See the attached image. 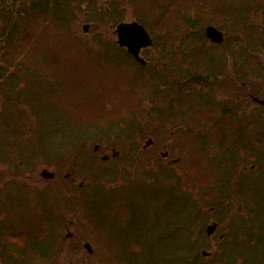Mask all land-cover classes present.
<instances>
[{
  "label": "rangeland",
  "instance_id": "374dc122",
  "mask_svg": "<svg viewBox=\"0 0 264 264\" xmlns=\"http://www.w3.org/2000/svg\"><path fill=\"white\" fill-rule=\"evenodd\" d=\"M97 5L100 7L97 6L93 9L94 16L95 12L103 11L101 12L105 14L103 19L100 14L98 18L91 17L86 12V7L76 5L75 9L74 5H69L68 2L59 9L48 4L45 9L41 7L33 16L20 19L24 32L30 31L31 23L36 25V32L32 38L34 43L38 44L35 45V57L31 54L19 55V51L15 50V46L16 48L17 46L26 48L22 37L12 43V41L2 38V31H0V49H8L5 52L0 51V63L11 60L7 62L10 64L14 59V64L20 65L21 68L18 67L10 72L15 71L23 78L27 72L33 73L34 83L31 87L34 91L29 90L30 97L27 99H31V93L35 96L39 94L37 102L22 100L12 103L16 111L21 108L19 113H22L23 116L20 118L2 116V106L5 103H2L0 95V121L2 120L0 122V205L5 199L1 195V188L5 180L9 178L11 185L14 186V192H21L29 203V207L23 209L26 214L21 211L13 213L5 210L3 212L0 207V222L4 221L3 225L0 223V264L4 262L6 264H149L153 254L156 256L154 258L158 264H173L172 260L164 262L165 249L157 250L160 246L157 236L149 237V235H162L163 230L166 232L170 228L173 231L175 228L184 229L190 231L189 240L191 243L194 242L193 237L191 238V231L198 230L200 232L208 220L207 214L200 205L205 194L203 191L202 193L197 192L202 186L190 185V188L188 187V181L194 177L192 173L188 172L189 160L184 164L185 168L181 166L178 169L169 168V170L163 171L166 176L171 175L176 180L175 172L180 174L179 183L172 191L168 189V187L171 188V185L167 187L162 184L161 186V183L156 181L157 177L160 180L166 177H163V172L156 171V165L151 163L152 158L148 154L147 159L143 161V157L129 155V153L132 154V151L128 149L123 156L128 165L123 162L121 157L110 160L103 158L105 154L112 156L111 147L121 142L131 145L129 146L131 148L133 145L139 144V148L143 149L146 140L150 137L148 133L151 131L158 133L162 131L164 138H169V140L170 138L172 140L173 132L182 134L181 128L177 127V124L165 127L156 121L162 116V112L166 113V110L154 109V111L152 109L150 110L151 114H147L139 106L141 100H143V107L146 99H148L147 104L149 98H151V102L154 101L155 97L152 94L159 91L160 85H162L158 86L157 79L163 78L162 76L166 75L165 72L168 68L165 64L161 66L156 63L159 68L144 69L138 67L130 58L129 61L124 50L119 49L116 45V25L121 21L120 19H124V21L136 20V15L138 19L144 21L143 23L148 28H153L152 25L158 16V11L166 10L170 18L168 24L179 27V34L182 37L190 33L184 29L181 30L180 27L187 28L188 19L191 16L210 15V12L214 10L217 12L212 23L223 24L222 29L228 32V37L233 38V45H235L239 31H243L245 37L248 35L246 33L248 29L245 27L247 24L249 30H253L249 25L255 28L253 32L251 31L253 37L260 36L259 28L261 27L257 21L264 24V0H116L115 2L114 0H99ZM109 7H112V12L120 17L119 20L113 16V13L104 12V9H110ZM223 10L230 12L228 16H231L232 20L231 18H226L227 22L224 19L221 20L222 16L226 14ZM178 11L179 15H182L179 20L178 17L175 18ZM42 14L47 20L40 18ZM61 17H64L65 20ZM242 18L247 24L244 25ZM158 20L162 21L163 19L158 18ZM86 26L88 27L87 32L84 30ZM151 31L154 37H159L158 33L152 29ZM208 44L210 45L209 42L206 45ZM184 46L188 47L194 55L205 47V45L197 44H185ZM42 47H44V51H41ZM47 48L51 49L50 56H47L49 53L46 56L42 54ZM182 48L180 43H176L174 50L181 52ZM240 49L234 46L232 51L241 55ZM37 50H39L38 53ZM225 50L228 51L226 48ZM177 56H179L178 53H175L171 59ZM223 56L224 51L220 53V57ZM43 58L47 59L43 60ZM256 58V56L245 57L244 63L249 66L251 60H256ZM202 60H204V56L201 58L200 55L194 61ZM233 62L232 58L228 59V67H232ZM251 66L255 69L250 68L249 75H245L248 72L242 68V64L237 65L234 69L240 74L237 80L239 84H243L244 94L260 89L255 88L252 82L259 84L264 90V79L257 78L261 72L254 65ZM249 76L254 77L255 81L251 80ZM134 79L140 83L134 85V88L131 87L133 97L131 100V97L126 96V93L129 90L128 84ZM222 83L225 84L224 81ZM226 84V90L232 93L229 88L231 87L230 77L227 78ZM149 87L154 88L152 89L153 93H146ZM24 88L28 87L24 86ZM221 92L225 93L227 99V93L223 90ZM95 96L101 99V104L94 101ZM88 97H92V99L90 100ZM35 107H40L41 116L48 114L53 116H49L42 123L32 114ZM114 107L121 113L118 118L119 127L114 125V128H119L117 131L110 130V118L104 113L113 111ZM101 111L104 114L98 115ZM184 117L188 118V116ZM208 119L209 115L201 114L202 124ZM6 121L17 122V125L14 124V126L16 125L22 131L38 123L48 134L57 126L61 133L55 134H63V138L68 139L67 143L61 142V146L63 145L65 150L70 146L69 142L74 136L71 131L64 129L65 124L70 130L71 123L75 124L77 130L80 129V126L86 129L92 127L86 136H93L91 140L83 144L85 146L82 148L80 146L81 149L76 154L68 151L65 155L67 161L64 164L63 159L52 156L36 157L40 153L41 143L35 145L25 135L15 134L13 140L9 142L8 138L11 135L7 134L4 129ZM136 124L139 128L134 130ZM148 126L153 127L149 128ZM161 126L164 127L161 128ZM143 135L148 136L145 138V136L142 137ZM151 135L156 138L155 136L159 134ZM56 137L57 139L61 138L59 135ZM140 139L142 141H139ZM96 145H101L98 152L94 151ZM119 147L121 148V146ZM165 151L167 150L162 152ZM148 152L146 151V153ZM190 158L194 160L195 164H199L202 170H210L212 174L215 172L205 153L196 151L195 155ZM23 164L30 166L26 173H21L18 170ZM44 169L56 171L60 179L55 182L45 179L41 175ZM69 173L68 178L71 176L83 185L86 183L85 188L72 191L68 186L67 193L62 192V187L69 185L68 178H65ZM22 174L26 175L21 177ZM29 181L32 182V185L28 184ZM105 181L115 182L104 184ZM170 181L174 183L172 179ZM170 181L166 182L170 184ZM168 192L174 194H168ZM91 193L98 198L109 199L118 197L120 194L121 199L129 195L135 202L132 213H138V209L142 207L148 220L159 221L157 225L148 222L147 225L151 230L149 228L142 230L144 243L142 248L139 247L141 252H138L139 249L130 247L126 241L127 243L120 244V246H124V250L111 251L110 261H105V248L102 247L105 242L104 235H98V233L103 234L104 225L107 223L100 224V219L94 218L95 203L93 200L84 206L79 205L83 198ZM61 198L64 200L61 201ZM162 198L168 199L162 200ZM185 200L188 201L187 205H185ZM112 203V200L109 201V205ZM182 209L185 211L182 212ZM192 216H195L196 220H191ZM114 218H116L115 214ZM13 228L17 232L12 233ZM28 228L29 231H27ZM126 228L129 230L128 227ZM145 237L153 242V249L156 251L153 252L150 249ZM50 242L55 243V248H53L55 251H49L45 258L33 257L32 250L27 248V245L49 246ZM85 242L92 244L94 255L89 256L84 247ZM194 243L199 244L201 250L204 249L201 238L198 237L197 242ZM178 246L177 243L173 244V248ZM165 248L169 249L168 243ZM166 252L168 251L166 250ZM212 252L213 255L210 257L200 255L199 257L203 261H210L215 256L214 251ZM18 253L24 258L20 257ZM233 257H237V254H234ZM192 262L193 260L188 256L185 264Z\"/></svg>",
  "mask_w": 264,
  "mask_h": 264
},
{
  "label": "flooded vegetation",
  "instance_id": "af4514ba",
  "mask_svg": "<svg viewBox=\"0 0 264 264\" xmlns=\"http://www.w3.org/2000/svg\"><path fill=\"white\" fill-rule=\"evenodd\" d=\"M48 4L59 9L66 5V0H7L6 3L0 0V13L7 15L13 11L15 19L12 27L16 28L18 35L23 29V24H19V20L26 19V16H33L36 11L41 7L45 9ZM83 6L82 4L81 7ZM87 7L92 8L90 2L87 3ZM9 32L10 30L8 34ZM2 38L6 39V36ZM154 43L153 46L141 51V55L146 60L145 63L135 60L141 66L152 65V59L156 60L154 63L156 67H158L156 63L166 66L165 62L169 58L164 56L162 46L157 43V40ZM221 48L225 50L228 46L222 44ZM240 56L238 54V57ZM227 57H232V55L224 52V56L220 58L224 63L218 60L215 62L217 76L213 79L206 78L207 74L197 73L196 70L190 72L189 83L185 86L187 90L179 93V95L183 94L184 100L180 101L176 94L173 100L167 102L161 94L158 103H163L164 107L168 104V108L163 109L166 113L162 112V116L157 121L165 127L177 124L182 134L176 135L174 132L172 140L171 138L169 140V138H164L160 131L157 132L159 135L155 136V141L151 135L153 132H151L149 138L152 137L153 141L149 148H146L145 144L143 148L149 151L147 154L152 158L151 163L155 164L156 169L161 172L169 168L178 169L189 160L190 171L194 176L193 182L204 185L207 193L204 201L206 205H210L206 208L208 220L200 232L198 230L193 232V239L196 241L197 237L202 238L205 245L202 249L203 257H210L213 255L212 251L215 256L210 261L193 260L191 264H264V149H254V146L259 144L254 141L258 136H254L251 132L259 115L264 117V105L255 106L261 103L253 99L255 95L251 91L244 94V86L237 80L240 74L234 70L241 63L232 57L233 67H227ZM172 64L180 65L179 61L172 62ZM165 73L166 75L162 77L166 81H172L169 69ZM228 77H230L231 87L229 88L232 93L226 90ZM201 79L203 81L207 79L210 82L208 88H198L197 84ZM164 89L165 85L159 91L164 92ZM221 90L227 93V99ZM197 92H204L205 97H199ZM196 93L200 99L198 104L195 100ZM258 96L263 97L264 95L262 93ZM202 104L204 107H198ZM179 106H188V118L183 117L184 115L176 110L177 107L180 109ZM201 114L209 115V119L204 124L201 122ZM129 146L131 145L121 142L111 147L114 159L123 156ZM164 150L167 151L162 152ZM196 151L207 155L208 161L215 169L213 174L210 170L202 169L199 173L204 177L197 174L194 160L190 158L195 155ZM116 152H119V155H116ZM226 160H230L231 163L225 164ZM175 175L178 179L180 174L175 172ZM164 176L166 178L162 179V184L166 179L168 182L171 179L176 180L171 175L166 176L163 172ZM259 211L262 213L260 214ZM140 220L142 223H139L138 228L131 227L128 230L127 226L139 221L135 215L129 216L114 231L119 236L122 234L138 236L137 233L141 232V225L146 224L143 216ZM209 225L216 226L212 233L207 231ZM234 254H237V257H233Z\"/></svg>",
  "mask_w": 264,
  "mask_h": 264
},
{
  "label": "trees",
  "instance_id": "16d2710c",
  "mask_svg": "<svg viewBox=\"0 0 264 264\" xmlns=\"http://www.w3.org/2000/svg\"><path fill=\"white\" fill-rule=\"evenodd\" d=\"M6 1L7 0H4L5 3H6ZM66 1L68 2L69 5L73 4V2H74V4L83 3L82 0H66ZM96 1L97 0H91V2H93V3ZM223 11L226 14L222 16L221 20L224 19L226 21V18L227 19L231 18V20H232V17L228 16L230 14V12H228L227 10H223ZM101 12H103V11H101ZM101 12H95V17L98 18L99 14H100L101 19H103L104 18L103 15H105V14H103ZM104 12L106 13V11H104ZM174 12H176V11H174ZM216 12L217 11L212 10L210 12V15L201 14L198 17L191 16V18L188 19V23H187L188 27L187 28L180 27L181 30L184 29L190 33H187L186 35H183L181 37L179 34V27H175L173 24H168V21L170 18L168 17L169 15L166 13V10H164V11L161 10L160 12L158 11V16L152 25L153 28H150V30L152 29L154 32L158 33V35L160 37V38L155 37V39L157 40V43H159V45L162 46V52L164 53V56L166 58H169L167 60V62H165V63H166V67L169 69L170 73L172 74V78L174 80L173 79H172V81L168 80L162 84V86L165 85L164 92H161V91L154 92V90H152L154 88L152 87V89H151V87H149V89L146 91V93L147 92H149V93L154 92L152 95L155 98H154V101L152 104L153 106L150 108H147V105L144 106L145 108L142 107L143 106L142 105L143 100L140 101L139 106H141V108H143V112H146L148 114V113H150V111H147V110L167 109L168 104L164 107L163 103L162 104L158 103L161 99V94H163L164 100H166L167 102H170L171 100H173L175 98L176 94H177L180 101L184 100L183 94L179 95V93L187 90L185 88V86H187L189 83V73L190 72L196 70L197 73L207 74V76H205L206 78L213 79L217 76V73H215V62L218 60V61L224 63V61L222 59L218 58V53H221L222 51L229 52V53H235L231 49L228 51L222 50V49L221 50L211 49L205 54L203 48H201L200 51L194 55V54H192V51H190V49L188 47L184 46L185 44L186 45H190V44H198V45L202 44V45H204L203 44L204 43L203 42V40H204L203 29L207 24L212 23L214 21V19H215L214 15H216ZM113 16L116 19L120 18L119 16H115L114 13H113ZM42 17H45V16L42 14L41 18ZM177 17H178V20H179V17H182V15L181 16L179 15V11L176 13L175 18H177ZM12 18H14L13 11H11V13L7 14V15L6 14L1 15V13H0V27H4L6 30L5 31L3 29L4 32L2 31V36H6V39H8L9 41H12V43H14L15 37L8 35V32H7V30L9 29V26L11 25ZM158 18L163 19V20L159 21ZM62 19H64V17ZM140 21L144 22L143 20H140ZM242 21L244 22V25L247 24L243 18H242ZM214 24H216V23H214ZM219 24H217V25L222 28L223 24H221V23H219ZM249 26L251 27V29L252 28H253V30L255 29L253 26H251V25H249ZM245 27H246V29H248V30H246L247 31L246 33L248 34L246 37L244 36L243 31H239L237 33V41H241V46H242L241 49L239 50L242 53V57L240 59H238V61L242 64V66H243L242 68L248 72L245 75H249L250 68H254L251 65H254L255 67H257V69H259V72L264 73V65H263V61L261 59V56L264 55V24L263 23L259 24V27H261V28H259V31H260L259 37H253L252 36L253 30H249L248 24ZM248 37L250 39L249 41H248ZM176 43H178V44L180 43L183 46V48L181 49V52H177L174 50ZM36 45H38V44H36ZM16 49H17V51H19V55L31 54L33 56V52L30 49H28L27 47L23 48L22 46H17V48H16V46H15V50ZM6 50H8V49H4V48L0 49V51H2V52H5ZM10 51H11V49H10ZM41 51H44V47L41 48ZM36 52L38 53L39 50H37ZM175 53H178L179 56H177L176 58H173L175 60H172L171 58ZM200 55H201V58L204 56V60L194 62L196 57H198ZM251 56H252V58L254 56H256L257 58H256V60H251L250 65L247 66L244 63V58L245 57H251ZM46 59L47 58H45V59L43 58V60H46ZM8 61H11V60H6L5 63H0V95L2 98V103H5V105L2 106V111H3L2 116L19 117L20 118L23 116L22 113H19V110L21 108H18V110L16 111L14 106H12V103H16V102L22 101V100L37 102L39 99V94L37 96H35L31 93V99H27L30 97L29 90L34 91V89L31 87V85L34 83V81H33L34 74L27 72L25 77L23 78V77L17 75V73L15 71L10 72L12 70H15L18 67L20 69L21 66L18 64H14V59H13V62L10 64L7 63ZM175 61H179L180 65L172 64V62L174 63ZM263 77H264V75H263ZM160 79H162V78H160ZM160 79H157L158 86L160 85ZM139 83L140 82L137 83V81H134V85L139 84ZM209 84H210V82L207 81V79L205 81H203L201 79L200 82L197 84V86H198V88L199 87L208 88L207 86ZM134 85H132V86H134ZM24 86H27L28 88L25 89ZM36 92H38V91H36ZM197 93H198L199 97H202V96H203V98L205 97L204 92H197ZM197 93H196V99L195 100L198 104V102H200V99L197 96ZM126 96L131 97V100L133 99L132 94H131V87H129V90L126 93ZM88 99L91 100L92 97H88ZM150 99L151 98H149V100ZM94 101H97L99 104L102 103L101 99L96 97V96H95ZM155 102H156V104H155ZM202 103H203V101H202ZM96 105L98 106L97 103H96ZM179 107H180V109L177 107L176 110L179 113H182L181 115L189 116L187 114L188 106H179ZM198 107H204V104L198 105ZM145 109H147V110H145ZM201 109L203 110L204 108H201ZM201 109H198V110H201ZM32 114H33V116H36L40 121H42V123H44L46 118H48L49 116L50 117L53 116V115H49V114L45 115V116H41L40 107H35ZM120 114L121 113L118 112V109L116 107H114L113 112H109V114L107 115L110 118V127H111L110 130H112V131L116 130L117 131L119 129V128L114 129V125H116V126L119 125V123H118L119 119L118 118H119ZM16 123L15 122L11 123L10 121H6L4 124L5 132H7V134L11 135V137L8 138L9 142L13 140V135H15V134L25 135V137H28L30 140H32L35 143V145L37 143H41V147L39 149L40 153H38L36 155V157H39L40 155L52 156L55 158L63 159L64 164L67 161L65 155H67L68 151H72L74 154H76L78 151H80V149L83 146H85V145H83V143H85L87 140H90L93 136V135L92 136H86V134L92 130V127L90 129H86V128H83L82 126H80L79 130H77V129L73 130L74 136L70 140L71 142H69L70 146L68 147L67 150H65V148H63V145L61 146V142L63 141L64 143H67L68 139L66 137L63 138V136H62L63 134H55V133H61V130H59L57 126L53 129V131L50 134H48L47 132H45L42 129V126L38 123H36L33 127H29L23 131L21 129L17 128ZM262 123H263L262 118L260 121V119L258 117V121L256 122V124L254 126V130L251 132L261 133L260 125ZM14 124H16V125L14 126ZM74 125L75 124L71 123V125H70L71 130H70L69 127L65 124L64 129L68 130V131H72V128ZM241 127H239V129H241ZM135 128H139V126L136 124L134 129ZM65 130H63V131H65ZM57 135L61 136V138L57 139V137H56ZM257 143H259V142H257ZM80 146H81V148H80ZM254 149H264V142L255 145ZM79 154L81 155V152H79ZM82 156H84V155H82ZM228 163H231V161L226 160L225 164H228ZM25 165L29 166V164H23V166H21L20 168L25 167ZM195 165L198 167V174L201 175L202 177H204L203 174L199 173L201 171L199 164H195ZM156 180L159 181V183L161 182V180L158 177L156 178ZM188 182H189L188 183V187H189L191 184L190 180ZM62 192L66 193L65 186L62 187ZM39 195L44 196V197L46 196L45 194H39ZM128 197L133 199L130 196H128ZM117 198L120 199L121 195H119ZM92 200L95 203V210L93 212L94 217H96V219H100V221H99L100 224H104L105 222L107 223L104 225L103 234L98 233V235H104L105 242H104V244H102V247L105 248V250H104L105 256H106L105 261L108 262L111 259L110 258L112 255L111 251H118L116 248H114L113 242L108 239L109 233L111 230H113L112 228L114 227L113 224H110V219H109V215H110L109 213L111 212V210L108 208L107 198H104V197L98 198L94 194H90V195H87L86 197H84L83 200L79 203V205L84 206V204H87V203L91 202ZM185 202H186L185 205H187L188 201L186 200ZM114 204L117 205V202ZM201 207H202V205H201ZM181 211L184 212L185 209H182ZM114 212L115 213L116 212L121 213L123 219L128 218L123 203L119 204V206H116V211L114 210ZM259 213L261 214L262 212L259 211ZM1 220H2V218H1ZM0 223L3 225L4 221L0 222ZM127 223H129V221ZM1 224H0V226H1ZM162 225L164 226V224H162ZM132 227L135 229L136 226L132 225ZM11 231H12V233L17 232L14 228ZM27 231H29V228L27 229ZM163 231L164 232H163L162 236H159L158 238H161L162 244H163V247L159 246L160 249L161 250L165 249L164 250L165 251L164 262H168V261L172 260L173 264H185V263H187L188 256H190V259L197 261V262H200L202 260L199 257V255H201V254L199 253L197 248L193 249L192 247H190L191 243L189 240V238H190V236H189L190 231L189 230L187 231L184 229L175 228L173 231L172 228H170V229H167L166 232H165V230H163ZM192 236H193V232L191 231V238H192ZM50 243H51V245H49V246L27 245V248H30L32 250L33 257L41 256V258H45L49 251H53V252L55 251V249H53V248H55L54 247L55 243H52V242H50ZM167 243H168L169 249L165 248V246H167ZM175 243L179 244V246L177 248H173V244H175ZM151 244L153 245V242H151ZM166 250L168 252H166ZM18 254L20 257L24 258L23 255H21L20 253H18ZM94 254H95V252L91 255H94ZM91 255H89V256H91ZM186 257H187V259H186ZM153 260L154 259H151L150 263L149 262L148 263L149 264H158L156 262V260H154V261ZM2 264H6V262H4ZM109 264H113V263H109Z\"/></svg>",
  "mask_w": 264,
  "mask_h": 264
},
{
  "label": "water",
  "instance_id": "95a60500",
  "mask_svg": "<svg viewBox=\"0 0 264 264\" xmlns=\"http://www.w3.org/2000/svg\"><path fill=\"white\" fill-rule=\"evenodd\" d=\"M117 32L119 43L122 46H127L130 53H132L137 59L143 61L139 56L140 49L141 47L152 43L150 35L144 26L137 22L122 23L118 26ZM207 34L216 41H221L223 38L222 32L212 26L207 28ZM85 247L88 252H93V248L89 243H86Z\"/></svg>",
  "mask_w": 264,
  "mask_h": 264
}]
</instances>
